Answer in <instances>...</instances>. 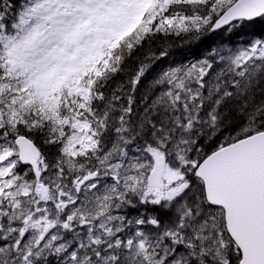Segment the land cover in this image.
<instances>
[{
    "label": "snow or ice",
    "instance_id": "6c2138e0",
    "mask_svg": "<svg viewBox=\"0 0 264 264\" xmlns=\"http://www.w3.org/2000/svg\"><path fill=\"white\" fill-rule=\"evenodd\" d=\"M0 264H264V0H0Z\"/></svg>",
    "mask_w": 264,
    "mask_h": 264
},
{
    "label": "trees",
    "instance_id": "16d2710c",
    "mask_svg": "<svg viewBox=\"0 0 264 264\" xmlns=\"http://www.w3.org/2000/svg\"><path fill=\"white\" fill-rule=\"evenodd\" d=\"M207 39V38H205ZM224 42H228V36L225 34L224 36ZM160 45H171V57L166 58L165 60L161 61L159 65H165L160 66L159 68L167 67L173 62L180 63L182 61H185V59H192L193 57L189 56L188 53L190 51H197L199 50L200 53H203V51L206 49L207 45L202 42H192V43H186L185 39L182 37H163L160 36L157 38L156 44L153 45V47H158Z\"/></svg>",
    "mask_w": 264,
    "mask_h": 264
},
{
    "label": "rangeland",
    "instance_id": "374dc122",
    "mask_svg": "<svg viewBox=\"0 0 264 264\" xmlns=\"http://www.w3.org/2000/svg\"><path fill=\"white\" fill-rule=\"evenodd\" d=\"M160 66H165V65H158V67H160ZM163 68H165V67H163Z\"/></svg>",
    "mask_w": 264,
    "mask_h": 264
},
{
    "label": "bare ground",
    "instance_id": "6f19581e",
    "mask_svg": "<svg viewBox=\"0 0 264 264\" xmlns=\"http://www.w3.org/2000/svg\"><path fill=\"white\" fill-rule=\"evenodd\" d=\"M170 59V58H169ZM162 67V66H161Z\"/></svg>",
    "mask_w": 264,
    "mask_h": 264
}]
</instances>
